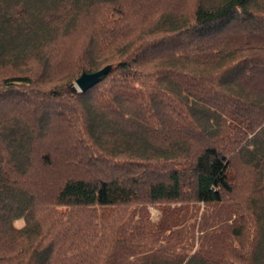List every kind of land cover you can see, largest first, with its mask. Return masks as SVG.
Instances as JSON below:
<instances>
[{"label": "trees", "instance_id": "16d2710c", "mask_svg": "<svg viewBox=\"0 0 264 264\" xmlns=\"http://www.w3.org/2000/svg\"><path fill=\"white\" fill-rule=\"evenodd\" d=\"M0 264H264V0H0Z\"/></svg>", "mask_w": 264, "mask_h": 264}, {"label": "rangeland", "instance_id": "374dc122", "mask_svg": "<svg viewBox=\"0 0 264 264\" xmlns=\"http://www.w3.org/2000/svg\"><path fill=\"white\" fill-rule=\"evenodd\" d=\"M188 1H192V0H188ZM75 86H76V84H75ZM76 88H77V86H76ZM167 206H175V204L164 203V202H159L157 204L156 203L155 204H148L147 208H148V211H149L150 221L153 222V223H157L159 221V219L162 217L163 208L167 207ZM60 208H62V207H60ZM200 212L201 213L198 216L197 221H199L200 218H201V214L203 212V208H201ZM225 216H227V214H225ZM235 218H236V215H232V217H229L227 222H224L222 225L231 224V222H233V220ZM188 223L193 224V223H191V220ZM15 224L18 227H20V226L24 225V221H23V219H18V220L15 221ZM196 224H199V223H196ZM226 228H227V226H226ZM220 229H222L221 226H220ZM199 234H200V232H197V235H199Z\"/></svg>", "mask_w": 264, "mask_h": 264}, {"label": "water", "instance_id": "95a60500", "mask_svg": "<svg viewBox=\"0 0 264 264\" xmlns=\"http://www.w3.org/2000/svg\"><path fill=\"white\" fill-rule=\"evenodd\" d=\"M111 65H107L102 69L95 71V72H83L77 79H76V86L78 90L85 91L88 88L92 87L96 83H98L102 77L108 73L110 70Z\"/></svg>", "mask_w": 264, "mask_h": 264}]
</instances>
